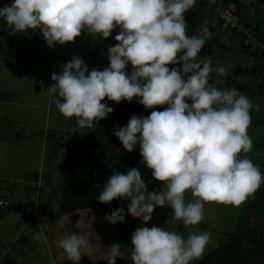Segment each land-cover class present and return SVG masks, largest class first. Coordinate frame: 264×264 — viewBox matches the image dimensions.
<instances>
[{
    "label": "clouds",
    "instance_id": "obj_1",
    "mask_svg": "<svg viewBox=\"0 0 264 264\" xmlns=\"http://www.w3.org/2000/svg\"><path fill=\"white\" fill-rule=\"evenodd\" d=\"M196 0H14L0 7V18L13 33L39 29L47 45L74 42L82 33L117 43L108 47L109 66L89 70L80 56L62 65L61 74L46 91L58 111L76 118L81 129H91L114 109L102 101L132 102L146 109L147 117L133 114L127 126L114 135L132 152L139 144L142 162L160 181L162 190L148 191L141 172H113L97 199L110 204L130 200L128 214L143 222L152 219L156 207L169 206L176 220L186 226L204 220L206 203L239 207L264 184V173L246 154L252 149L248 135L252 104L235 88L221 89L212 74L227 76L222 65L213 67L199 53L211 38L205 22L198 34L189 35L185 13ZM132 66L131 74L126 72ZM169 65H182L169 68ZM188 101H191L189 103ZM157 111V106H165ZM194 199L185 200L186 192ZM117 208L105 215L111 224L124 223ZM81 221L77 223L79 228ZM211 239L208 231L185 238L176 231L138 227L131 235L133 264H193L203 256ZM59 247L73 264L93 245L84 235L71 233ZM121 245L108 250V264H116Z\"/></svg>",
    "mask_w": 264,
    "mask_h": 264
},
{
    "label": "rangeland",
    "instance_id": "obj_2",
    "mask_svg": "<svg viewBox=\"0 0 264 264\" xmlns=\"http://www.w3.org/2000/svg\"><path fill=\"white\" fill-rule=\"evenodd\" d=\"M234 1L243 23L255 26L264 35V0ZM13 2L0 0V7ZM205 8L209 7L199 5L202 12L194 20V31L198 34L200 26L207 23L211 38L217 40L213 57L209 58L213 67L222 65L228 73L227 76L213 73L212 82L221 89H229L232 88L229 82L231 75L237 66L247 69L257 63L264 66V58L257 60L253 55L260 53V49L264 50V40L263 43L257 39L249 42L245 37L223 29L215 13H209L210 18H204ZM253 21H258L259 26ZM118 33L119 28H116L107 39L82 33L74 42L50 48L39 29L13 33L12 28L0 18V200L12 203L11 207H0V264H73L59 247V231L56 228L62 226L59 223L61 220H71V216L65 219L61 215L63 171L68 156L97 126L103 125L114 133L117 126L123 125L111 122V113L93 128L81 129L76 124V118H66L58 111L53 96L46 90L54 83L51 75L61 74L62 65L73 56L83 58L89 70L108 67V47L117 43L115 35ZM16 43L24 44L22 54L12 52ZM131 71L129 64L126 72L130 75ZM235 83L250 86L249 92H239L246 95L253 106L247 130L253 142L252 149L241 156L246 155L264 173V69L240 77ZM102 102L114 111L119 105L107 98ZM135 105L140 108L139 115L150 114L151 110L139 104L136 98ZM164 107L167 105L157 106L155 110L163 111ZM136 147L141 159L137 169L145 179L148 191L162 190L164 185L152 177L151 170L142 162L139 144ZM261 186L264 187V184ZM80 193L86 195L83 189ZM192 199L191 192H186V202ZM129 203L130 200L119 199V208H123L126 214L124 223L107 222V213L98 205H93L91 210L92 215L95 212V217L82 215V226L79 228L76 222L71 220L70 224L66 220L68 226L77 229L78 235H88L89 243L93 245L91 252L84 254L79 264H108V249L115 243L121 245L116 264H133L131 235L142 226L176 231L185 238L193 232H210L211 239L203 256L193 262L199 264L235 233L240 218L250 210V197L239 207L206 203L204 220L198 225L186 226L182 220L174 219L173 210L167 205L156 207L152 219L145 223L128 214ZM252 225L264 228L259 220H253ZM68 231H64L65 236L73 233Z\"/></svg>",
    "mask_w": 264,
    "mask_h": 264
},
{
    "label": "trees",
    "instance_id": "obj_3",
    "mask_svg": "<svg viewBox=\"0 0 264 264\" xmlns=\"http://www.w3.org/2000/svg\"><path fill=\"white\" fill-rule=\"evenodd\" d=\"M199 5L195 3V6L185 13L189 35L196 34L194 20L196 21L200 13ZM257 30L258 28H256ZM258 31L257 38L260 43H263L264 35ZM216 43L215 38L208 39L199 53V58L213 57ZM253 55L257 57V60L263 59L264 50L260 49V53ZM172 67L182 68V65H169L170 69ZM263 69L262 63H257L249 69L237 66L231 75L232 80L229 81L231 87L238 91L249 92L250 86L247 84L237 85L236 79L250 73L256 74ZM118 104V108L109 119L115 124L127 126L133 114L148 116V114L139 115L140 108L135 105V98L130 103L121 101ZM140 160L137 147L132 152L126 151L111 131L103 125L97 126L82 142L77 144L68 156L63 171L64 190L61 215L70 217L81 213L89 216L92 215L93 207L97 205L103 208L107 214L119 208V198L110 204H105L101 203L97 197L113 172L126 174L130 168H138ZM82 189L86 192L85 196L80 193ZM94 213L93 217H95ZM253 220H259L264 224L263 186L250 197V210L240 218L235 233L211 254L204 257L199 264H264V228L254 227Z\"/></svg>",
    "mask_w": 264,
    "mask_h": 264
},
{
    "label": "built area",
    "instance_id": "obj_4",
    "mask_svg": "<svg viewBox=\"0 0 264 264\" xmlns=\"http://www.w3.org/2000/svg\"><path fill=\"white\" fill-rule=\"evenodd\" d=\"M196 3L205 4L210 7L216 14L219 24L223 29L231 30L233 33L245 37L249 42L258 40L256 27L247 26L243 23L239 15L238 6L234 0H196ZM24 49L23 43H16L12 47V52L15 55H19L24 52ZM11 206L12 203L10 201L0 200V207Z\"/></svg>",
    "mask_w": 264,
    "mask_h": 264
},
{
    "label": "crops",
    "instance_id": "obj_5",
    "mask_svg": "<svg viewBox=\"0 0 264 264\" xmlns=\"http://www.w3.org/2000/svg\"><path fill=\"white\" fill-rule=\"evenodd\" d=\"M206 9V8H205ZM203 10H204V8H203ZM211 11V12H208V11ZM206 14H204L205 15V17L204 18H210V14L209 13H214L213 11H212V9L209 7V8H207L206 9ZM202 12V10H200V13ZM208 14H209V17H208ZM253 22H255L254 24H257L258 26H259V23H258V21H253ZM65 218V217H64ZM81 218H83V216H82V214L81 213H78V214H75V215H73V216H71V220L73 221V222H76V223H78L79 221H81ZM66 219V218H65ZM66 220H68V219H66ZM66 220H61L59 223L62 225V226H59V227H56L57 228V230L59 231V233H58V235H57V242L59 243V240H61V239H63L64 237H66V236H68V235H64V234H66V233H64V231H68V230H70V233L71 232H73L74 234H76V235H78V232H77V229H75L74 227H72V226H68L69 225V223L71 224V220L69 221V223L66 221ZM75 223V224H76ZM84 223V222H83ZM68 224V225H67ZM85 227H87L86 226V224H83ZM80 226H82L81 224H80ZM54 229V228H53ZM63 233V235H62V233ZM69 232V231H68ZM75 232H77V233H75ZM88 233V232H87ZM88 239H89V236L87 235L86 236ZM87 253V251H85L84 252V254H86ZM61 255V254H60ZM83 259L84 258H81L80 259V261L82 260L83 261Z\"/></svg>",
    "mask_w": 264,
    "mask_h": 264
}]
</instances>
